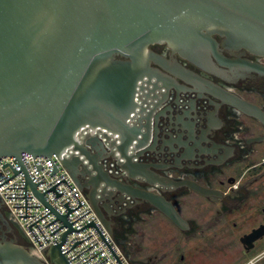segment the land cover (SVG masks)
<instances>
[{
  "label": "water",
  "instance_id": "95a60500",
  "mask_svg": "<svg viewBox=\"0 0 264 264\" xmlns=\"http://www.w3.org/2000/svg\"><path fill=\"white\" fill-rule=\"evenodd\" d=\"M153 45H166L172 55L220 78L225 71L218 65L264 77V64L223 54L243 49L264 57V0H0V158L57 155L113 238V217L143 203L188 231L189 221L163 195L166 188L226 198L219 190L161 174L170 164L141 160L148 153L173 154L176 165L194 159L190 133L185 140L184 132L158 128L169 120V129L177 131L182 122L169 114L172 106H164L171 89L212 97L264 126L262 108L155 52ZM107 158L118 161L119 174L104 164ZM131 181L164 189L159 194ZM58 217L72 229L67 216ZM262 237L264 227L241 243L252 248ZM48 256L53 264H69L61 244ZM0 264L43 263L3 236Z\"/></svg>",
  "mask_w": 264,
  "mask_h": 264
},
{
  "label": "flooded vegetation",
  "instance_id": "af4514ba",
  "mask_svg": "<svg viewBox=\"0 0 264 264\" xmlns=\"http://www.w3.org/2000/svg\"><path fill=\"white\" fill-rule=\"evenodd\" d=\"M215 38L219 42L223 40L218 36H215ZM151 48L168 59L177 58L185 67L264 110V77H260L255 73H246L242 69L231 71L228 67L217 64L220 69L225 71L222 74L223 79L199 69L176 55H172L171 50L166 45H153ZM223 54L230 59L240 57L251 62L264 64V57L253 55L243 49L233 53L231 50L225 49ZM194 100L195 108L193 110L191 106ZM213 102L217 103L218 106ZM164 106H172L173 111L169 114L172 115L173 120L178 119V122H182L178 125L179 129L177 131L174 128L169 129V126H171L169 120L160 121L158 128L160 131L174 134L184 132L185 140H188L186 134L190 133L192 138L195 139V142H190V146L196 145L194 159H185L180 165H176L175 155L173 154L155 155L148 153L141 160L170 164L171 167L164 168L160 173L176 181L191 180L206 188L219 190L226 198L205 197L187 187L166 188L163 195L175 203L185 219L187 218L179 207L181 197L196 193L208 199H219L225 213V215H222V212H220L221 217L245 211L249 215L251 224L244 235L264 227V146L257 147V145H264V140H255L264 137L263 124L256 118L248 116L212 97H198L196 92L179 93L171 89L169 99ZM185 114L187 117L183 120ZM257 125L262 127V133L256 132ZM182 126L186 128L185 131L181 129ZM259 158H261L260 161ZM103 162L105 165L113 164V167H116L113 173L119 174L118 161L107 158ZM229 171L231 173L225 176V173ZM131 183L159 194H162L164 189L159 185H149L144 181H131ZM124 206H127V203L118 206V208L122 209ZM150 210L157 211L148 203H143L136 205L135 208L127 209L124 214L113 217L116 222L114 231H120L124 222L131 220V218L134 222L138 221L143 213L147 214ZM188 221L190 229L185 232H191L194 227L193 222ZM234 227H237V223H234ZM229 235L233 236L234 233L229 232ZM3 236L30 250L27 238L12 220L8 209L0 198V239ZM242 246L243 253L252 256L251 260L264 258V237L255 241L252 248L243 244ZM184 259L185 256L182 255L181 260L184 261Z\"/></svg>",
  "mask_w": 264,
  "mask_h": 264
},
{
  "label": "built area",
  "instance_id": "2783aa9c",
  "mask_svg": "<svg viewBox=\"0 0 264 264\" xmlns=\"http://www.w3.org/2000/svg\"><path fill=\"white\" fill-rule=\"evenodd\" d=\"M28 179L37 185L36 191ZM0 198L27 238L31 253L45 264H53L48 251L60 244L69 264H134L55 154L0 158ZM58 215L67 216L71 230Z\"/></svg>",
  "mask_w": 264,
  "mask_h": 264
},
{
  "label": "rangeland",
  "instance_id": "374dc122",
  "mask_svg": "<svg viewBox=\"0 0 264 264\" xmlns=\"http://www.w3.org/2000/svg\"><path fill=\"white\" fill-rule=\"evenodd\" d=\"M255 129L263 132L259 125ZM179 207L193 222L191 232L180 230L162 213L152 210L130 225L133 231L124 242L136 264H264V258L253 261L252 256L243 253L240 238L251 224L245 211L221 217L220 212L225 213L219 199H208L196 193L181 197ZM229 232L234 235L230 236Z\"/></svg>",
  "mask_w": 264,
  "mask_h": 264
},
{
  "label": "trees",
  "instance_id": "16d2710c",
  "mask_svg": "<svg viewBox=\"0 0 264 264\" xmlns=\"http://www.w3.org/2000/svg\"><path fill=\"white\" fill-rule=\"evenodd\" d=\"M134 220H128L127 222H124V225L121 227L120 231L114 232V239L116 243L122 248V250L130 257L131 261L136 264V262L132 259L131 251L129 249V246L127 242H124L126 237H128L129 233L133 231V227L130 225L133 224Z\"/></svg>",
  "mask_w": 264,
  "mask_h": 264
}]
</instances>
